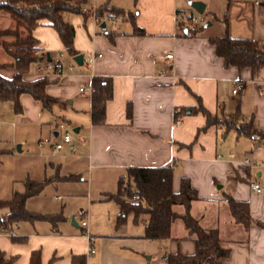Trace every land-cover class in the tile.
Returning a JSON list of instances; mask_svg holds the SVG:
<instances>
[{"label": "crops", "instance_id": "crops-1", "mask_svg": "<svg viewBox=\"0 0 264 264\" xmlns=\"http://www.w3.org/2000/svg\"><path fill=\"white\" fill-rule=\"evenodd\" d=\"M185 1L186 5L181 4L182 0H94L92 7L86 6L96 10L107 5L122 10L124 15L114 18L118 28L108 29L104 19L96 21L91 17L81 22L72 18L79 54L84 55V60L91 52L102 53V57L90 69L66 55L72 72L46 77L52 81L47 93L60 99L51 110H44L29 94L22 96L23 112L11 123L14 138L11 145L0 149L5 151L0 157L3 166L14 163L11 189L3 193L0 188V201L11 200L15 190L23 193L27 177L42 181L69 175L78 178L52 185L64 190L56 195L57 200L65 196L75 199L82 195L78 183L89 167L92 171L85 192L91 203L88 209H81L89 224L82 227L66 216L56 229L47 221L16 223L10 234H0V250L8 258L15 257L14 264H30L37 250L44 264H76L77 257H85L86 264H167L170 254H194L196 242L182 219L173 223L170 239H146L148 216L137 219L129 215L118 225L120 204L108 198L118 192L119 180L129 168L165 166L175 169V192H179L184 177L198 191L199 199L192 203L191 213L204 228L219 230L222 244L231 251L225 264H264V228L252 224L247 230L236 223L226 199L229 196L250 202L252 217L264 224V139L256 144L233 130L225 134L215 126L198 135L207 121L201 113L175 120L177 108L197 104L196 94L212 114L253 119L255 126L264 131V70L254 78L250 68L226 67L210 43V39L226 33L233 38L264 42V2L257 5L255 0H219L223 4L216 6L214 0H199L206 3L205 12L209 11L215 20H209L210 25L197 36L185 37L179 31L178 18L184 11L195 12L188 3L191 0ZM223 8L224 12L218 11ZM3 21L9 20L0 14ZM33 34L40 52H50L52 60L64 52L53 27L39 26ZM7 57L0 63H11ZM37 67L26 75L28 79L44 77L38 74ZM2 73L14 75L12 70ZM93 75L113 81L114 95L107 103L103 125L92 121V94L80 90L91 84ZM238 82L244 87L234 94ZM62 125L78 129V133L74 132L75 153L68 146L57 153L51 146H39L44 137L53 135L58 140ZM36 130L40 136L35 142L31 136ZM230 154L236 160L247 158L256 167L227 161ZM218 155L224 159L219 160ZM254 180L263 188L260 193L252 189ZM175 209L185 211L181 205ZM86 231L95 237L94 254L89 253Z\"/></svg>", "mask_w": 264, "mask_h": 264}, {"label": "trees", "instance_id": "trees-1", "mask_svg": "<svg viewBox=\"0 0 264 264\" xmlns=\"http://www.w3.org/2000/svg\"><path fill=\"white\" fill-rule=\"evenodd\" d=\"M87 3L88 0H0V14L10 17L14 23L13 28H0V46L12 59L11 63H0V102H13L16 113L21 114L23 112L21 98L25 94L40 102L44 110H51L60 101L59 98L47 93V87L52 83L48 78L26 77L35 65L47 60L46 55L40 52L39 41L33 33L42 25L53 27L60 36L66 55L74 58L79 52L75 45L76 28L69 20V16L82 15L86 20L93 17L94 10L86 8ZM95 11L99 19L119 18L124 15L122 10L107 5ZM192 16L191 12L184 11L178 18L179 31L185 37H195L203 29L202 26L199 28L195 26ZM210 43L215 46L216 54L224 60L226 67L234 66L240 70L250 68L254 78L260 76L264 70V42L233 38L226 33L210 39ZM4 70H12L14 75L7 77L2 73ZM92 83L95 88L92 95V121L96 125H103L106 123L107 103L114 95L113 81L112 78L94 76ZM194 96L197 99L195 106L176 109V122L185 115L201 113L207 121L206 125L199 129L198 135L215 126L223 129L225 134L233 130L239 137L250 138L256 144L264 139V131L255 126L253 119L240 120L238 115L226 113L214 115L203 105L201 97L196 94ZM131 112L129 107L128 115H131ZM4 153L5 151L0 150V157ZM174 174L175 169L172 166L129 168L127 174L119 180L118 192L108 196L120 204L121 215L118 225L123 224L129 215H134L137 219L147 215L144 237L164 241L172 237L173 223L177 219H182L196 242V251L191 255L170 254L166 258L167 264H225L224 259L231 251L222 244L219 230L204 228L191 213L192 203L199 199L198 191L192 187L190 179L184 177L179 192H175ZM74 178L78 176H51L42 181H33L27 177L23 193L15 190L11 200L0 201V233L10 232L11 228L20 222L47 221L56 229L65 219V215L62 212L42 214L30 211L27 208V200L39 195L46 186L56 181H71ZM226 199L236 223L242 224L247 230L252 224L264 228L263 223L252 217L250 202L238 201L229 196ZM179 205L185 208L183 213L176 211L175 207ZM14 263L15 257L8 258L0 250V264ZM30 264H44L40 250L32 253ZM76 264H86V258L77 257Z\"/></svg>", "mask_w": 264, "mask_h": 264}, {"label": "rangeland", "instance_id": "rangeland-1", "mask_svg": "<svg viewBox=\"0 0 264 264\" xmlns=\"http://www.w3.org/2000/svg\"><path fill=\"white\" fill-rule=\"evenodd\" d=\"M215 1V3H214ZM212 1L214 5H222L221 1L219 0H214ZM186 1L182 0L183 5H186ZM189 3V2H188ZM211 3V2H210ZM212 4V3H211ZM94 5V0H89L86 6L92 7ZM192 8V7H191ZM133 11V8H131ZM218 11H225V8L219 9ZM220 13V12H219ZM204 18L205 22H201L199 25L202 27H205L206 23L209 20H215L212 14L209 13V11L204 12ZM76 17L79 18L81 22H84V17L82 15H71L69 16V20L72 21V18ZM6 18L9 21H3L0 22V25L3 26L4 28H10L14 27L13 21L10 19V17L6 16ZM108 29L112 28V24L108 22ZM0 49H3L0 47ZM7 55L4 53V51H0V62L6 61ZM21 103H22V98H21ZM23 105V103H22ZM18 113L15 111V107L13 102L6 101V102H0V149L7 148L9 145H11V141L14 138L13 137V127L11 125L12 122L17 121ZM68 130H71L74 132L72 125L67 126ZM64 131V129H61V133ZM40 131L36 130L34 131L33 137L31 136L32 141L36 142V139L40 136ZM76 137V136H75ZM45 138H50L52 141H56L55 137L52 135V137H44ZM50 146V145H46ZM27 148V146H26ZM29 148V147H28ZM3 158L0 160V165L3 166L2 164ZM10 164L5 165V167H1V173H0V188L1 191L8 192L11 189L12 185V173L13 171V162H8ZM3 168V169H2ZM91 168L87 167L86 172L82 174V181H78V189L82 190V195L77 197V198H72V196H65L63 200H57L56 195L58 193L64 192L61 186L58 185H48L44 188V190L37 196L30 197L27 200V208L29 210H32L34 212H39V213H48V214H54V213H59L62 212L70 222H72L73 217H75V220L77 222L80 221V219L83 217V212L81 211L82 208L88 209L89 204L91 203L90 199L87 198L85 189L88 184V181L90 179V173H91ZM58 188V190H57ZM78 190V191H79ZM79 193V192H78ZM95 206H100L98 203H95ZM97 207V208H98ZM97 210V209H95Z\"/></svg>", "mask_w": 264, "mask_h": 264}, {"label": "built area", "instance_id": "built-area-1", "mask_svg": "<svg viewBox=\"0 0 264 264\" xmlns=\"http://www.w3.org/2000/svg\"><path fill=\"white\" fill-rule=\"evenodd\" d=\"M262 2H264V0H255V4L259 5ZM192 19L193 22L195 24V26L199 25L201 22H205V18H204V14H200L198 12H194L192 13ZM94 19L96 21L101 20L97 17L96 15V11L94 10ZM105 22H110L112 24V27L114 28H118L119 25L116 23V21L114 20V18H110V17H104L103 18ZM102 57V53L99 52H91L87 58L84 60V63L90 68L93 69L95 67V63L96 61ZM169 57H172V55L170 54ZM66 53L65 52H60L59 55L57 56V58L53 59L51 62H48L46 60H44L43 62H41L40 64H38L37 67V71L38 74L47 77V76H57V77H62L65 76L68 72H72L73 70V66L72 65H67L66 61ZM94 77V75L92 76V78ZM244 87V85L241 82H238L235 84L234 89H233V93L236 94L239 90H241ZM80 90L82 92H89L90 94L93 95V93L95 92V88L93 86V83L91 82L90 85L88 86H83L80 88ZM62 129H64V131L62 133H60V138L56 141H52V139L50 138H45L43 140L40 141L39 146L40 147H45L46 145H50L54 151V153L60 152L61 150H63L66 146L69 147V150L71 153H75L77 150V147L74 143L75 140V133L71 130H67L66 127L64 125H62ZM217 158L219 160H223L224 156L222 155H218ZM237 161L239 164H241L244 167H249L254 169L256 166L251 164L249 159L245 158L242 160H236L235 155L234 154H230L229 159H227V161ZM252 189L255 192L260 193L262 191V187L259 185V183L257 181H252ZM62 198V197H59ZM79 223L81 224L82 227H88L89 224V218L87 215L83 216ZM11 232H5L3 231L0 234H10ZM84 236L88 239L89 243H90V249H89V253L90 254H94L96 252L95 247H94V243H95V237L90 234L88 231H86L84 233Z\"/></svg>", "mask_w": 264, "mask_h": 264}, {"label": "water", "instance_id": "water-1", "mask_svg": "<svg viewBox=\"0 0 264 264\" xmlns=\"http://www.w3.org/2000/svg\"><path fill=\"white\" fill-rule=\"evenodd\" d=\"M189 5H190V6H191L196 12H198V13H200V14H204L205 9H206V3L202 2V1H199V0H191V1H189ZM209 25H210V22H207L206 25H205V27H208ZM104 26H106V23H104V24L102 25V28H103ZM187 31H188V29L186 28V29H185V32H187ZM46 57H47V61H48V62H51V61H52V57H51L50 52H48V53L46 54ZM74 60L76 61V63H77L78 65L82 66V65L84 64V55H83V54H78V55H76V56L74 57ZM74 132H75V133H78V129H75ZM17 150H18L19 152L22 151V148H21L20 145L17 146ZM73 223H75V218H73Z\"/></svg>", "mask_w": 264, "mask_h": 264}]
</instances>
